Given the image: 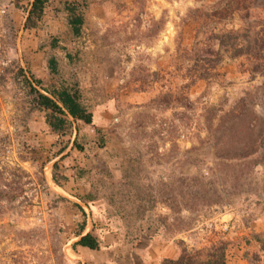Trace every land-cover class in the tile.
Here are the masks:
<instances>
[{
  "label": "rangeland",
  "instance_id": "rangeland-1",
  "mask_svg": "<svg viewBox=\"0 0 264 264\" xmlns=\"http://www.w3.org/2000/svg\"><path fill=\"white\" fill-rule=\"evenodd\" d=\"M31 1L0 0V190L19 193L0 199V264H159L219 239L227 264H264L262 153L218 158L208 128L240 98L264 115V76L246 57L224 53L212 68L217 34L259 28L258 0H46L26 29ZM67 5L83 13L77 36ZM19 68L76 85L92 123L52 133L27 113ZM165 92L167 105L152 103ZM198 185L217 202H191ZM83 219L97 250L72 247Z\"/></svg>",
  "mask_w": 264,
  "mask_h": 264
},
{
  "label": "trees",
  "instance_id": "trees-1",
  "mask_svg": "<svg viewBox=\"0 0 264 264\" xmlns=\"http://www.w3.org/2000/svg\"><path fill=\"white\" fill-rule=\"evenodd\" d=\"M233 2L237 3L236 0ZM255 2L256 0H248L243 6L244 8H251L255 5ZM45 3L46 0L31 1L29 8L25 10L24 28L32 29L37 25L43 15ZM257 4L263 10L261 21H257L260 25L258 29L253 28L248 23L242 29L223 31V33L216 35L215 38L219 48L214 52L216 60H213L212 68L222 59L224 53H227L232 58L246 57L251 64L250 71L252 75L264 76V0H258ZM66 9L70 14L68 26L71 34L77 36L80 34L84 23L83 13L78 11V8L76 11L74 6L67 5ZM48 68L51 73L56 71V59L54 57L48 59ZM29 73L30 75L26 76L21 68L18 69V74L22 76L23 87L26 89L27 113L42 112L52 133L61 135L71 133L73 124L78 121L85 124L92 123V112L83 104L82 93L76 85L53 82L49 86H45L41 79L35 77L30 71ZM200 75L206 77L204 73ZM245 100V98H240L238 101L242 107L240 112L229 111L218 119L216 127L212 128L211 124L208 126L213 140L212 146L215 149V156L218 158L245 160L258 150L261 151L262 158H264V115L255 114L250 106H246ZM170 101V92H165L153 98L152 103L161 104L164 102L167 105ZM210 110H218V108L211 106L207 111ZM72 145L77 146L76 137ZM78 149H81V147H78ZM254 163L257 164L258 161L254 160ZM53 169L52 179L59 185L61 183L60 179L65 177L61 175L59 178L55 175L56 163L53 164ZM198 189L200 192L191 196V202L192 199L207 204L217 202L213 195L208 194V190L204 185H198ZM18 194L0 190V199L13 200ZM81 199L89 200L92 199V196L90 194L85 195ZM79 209L82 215L85 216L83 209L81 207ZM85 226V219H83L75 234L78 239L72 243V247L99 249L101 241L98 237L93 235L91 231L82 234ZM184 226L188 228L190 225L185 223ZM255 240L264 251V232L259 236L256 235ZM227 245V241L219 239L212 241L209 246L197 249L182 247L177 257H162L159 264H227Z\"/></svg>",
  "mask_w": 264,
  "mask_h": 264
}]
</instances>
